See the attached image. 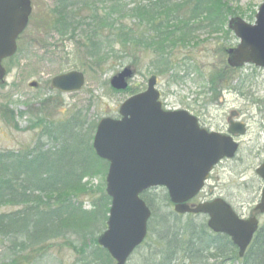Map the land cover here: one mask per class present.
<instances>
[{
    "label": "rangeland",
    "instance_id": "rangeland-1",
    "mask_svg": "<svg viewBox=\"0 0 264 264\" xmlns=\"http://www.w3.org/2000/svg\"><path fill=\"white\" fill-rule=\"evenodd\" d=\"M79 1L69 2L77 4ZM57 2L31 0L32 14L27 30L19 37L18 52L3 65L8 74L5 83L0 85V153L32 152L41 147L43 151L53 150L51 154L57 152L58 155L62 145L52 141V132L62 136L59 124L78 119L83 125L81 135L85 137V128H96L95 125L101 119H117L120 105L131 95L144 92L148 79L156 77L157 91L164 110L187 111L200 120L201 126L221 134L227 133L228 121L244 126L245 133L233 138L239 145L236 157L225 159L215 166L199 198L202 200L206 196L209 201L223 199L243 219L249 218L251 213L256 214L261 227L264 214L256 213L254 207L259 203L263 188L262 180L257 177L255 170L264 163V70L254 65H244L224 74L226 56L223 49L235 48L240 42L227 29L229 20L241 18L248 25L254 24L255 15L264 0H224L232 10L224 27L229 34L198 32L190 40L188 48L172 51V64L168 62L167 68L161 73H158L156 62L152 61L151 52L145 53L138 48L134 50L135 58H130L129 54L118 52L121 48L115 42L114 52H118L116 55L121 56V59L115 56L101 66L94 65L84 57L83 50L79 49L75 41L58 37L53 32L51 11ZM123 22L138 28L134 21L124 19ZM141 30L138 29L139 32ZM126 67L134 71V77L128 81L127 89L130 90L115 93L110 87V79ZM72 71L84 75L85 84L81 91L66 94L50 88L53 77ZM220 74L222 79L217 80ZM210 78L212 82L214 79L215 92L211 91ZM32 82L37 84L36 88L29 86ZM105 177L98 175L88 180L93 187L103 184L105 190ZM166 193L163 188H152L143 194V199L151 203H148L149 207L156 216L173 213ZM100 195L97 192L84 197L88 198L84 200L85 209L89 210L92 200L99 199ZM21 210L20 206H4L0 208V213ZM154 216L151 218L154 224L161 223L158 218L154 220ZM107 219L100 216L96 220V233L106 229ZM186 222L192 229L207 224L204 216L181 217L179 223L185 226ZM166 223L174 224L168 219ZM8 240L11 239L0 240V264H11V258L16 259L17 264H90V250L85 248L90 246L89 239L76 233L60 234L46 245L38 246L36 253L22 252L19 248L10 250ZM156 247L153 238L149 239L148 235L127 264H149L150 259L155 261L156 257L151 252ZM208 262L214 264L211 258ZM230 264L241 262L232 261Z\"/></svg>",
    "mask_w": 264,
    "mask_h": 264
},
{
    "label": "trees",
    "instance_id": "trees-1",
    "mask_svg": "<svg viewBox=\"0 0 264 264\" xmlns=\"http://www.w3.org/2000/svg\"><path fill=\"white\" fill-rule=\"evenodd\" d=\"M69 1L58 0L51 11L52 30L58 37L75 41L84 57L96 66L115 56L121 59L118 52L130 58H135L134 50L138 48L151 52L158 73L172 62V51L188 48L198 32L228 35L224 27L232 14L224 0H80L78 6ZM124 19L134 21L138 28L126 25ZM114 42L121 48L118 52H114ZM216 79L221 80L222 75ZM213 84L210 78L209 85L215 92ZM66 122L59 124L61 137L52 132V141L62 145L58 155L41 147L16 154L1 151L0 208L20 206L22 210L0 213V240L11 239L10 250L36 253L38 246L58 235L76 233L89 239L91 247L85 248L90 250V264H113L107 252L98 247L101 233L95 229L100 216L107 219L110 200L103 184L93 187L88 180L98 175L104 178L107 169L106 162L99 160L92 149L96 128H85L84 137L78 119ZM97 192L101 194L99 199L92 200L86 210L84 200L88 198L84 197ZM153 216L161 223H149V239L157 245L151 252L156 259H150L149 264H209L210 258L214 264H264V224L239 260L236 248L225 235H214L205 225L192 229L186 222L182 226L181 218L173 214ZM167 219L174 224H167ZM9 262L17 264L16 259Z\"/></svg>",
    "mask_w": 264,
    "mask_h": 264
},
{
    "label": "water",
    "instance_id": "water-1",
    "mask_svg": "<svg viewBox=\"0 0 264 264\" xmlns=\"http://www.w3.org/2000/svg\"><path fill=\"white\" fill-rule=\"evenodd\" d=\"M32 11L30 0H0V84L7 71L3 62L17 53L18 36L27 28ZM248 25L241 18L229 20L228 29L240 40L227 52L229 68L244 64L264 69V2ZM134 71L126 67L110 80V87L126 91ZM84 76L72 71L51 80L50 88L72 94L82 90ZM30 87L36 88L35 82ZM147 90L128 98L119 107L117 120L101 119L92 140L93 151L109 163L105 179L106 194L111 198L107 229L97 244L107 251L115 264H126L133 251L146 238L151 213L140 195L146 190L164 187L175 212L208 216L207 226L215 234L230 238L242 258L258 231L255 217L240 219L222 199L189 207L203 188L209 173L221 160L233 159L238 149L232 136L243 135L244 126L230 122L228 135L209 133L198 126L187 112H165L156 91V78L147 81ZM263 183L258 213H264V164L255 171Z\"/></svg>",
    "mask_w": 264,
    "mask_h": 264
},
{
    "label": "flooded vegetation",
    "instance_id": "flooded-vegetation-1",
    "mask_svg": "<svg viewBox=\"0 0 264 264\" xmlns=\"http://www.w3.org/2000/svg\"><path fill=\"white\" fill-rule=\"evenodd\" d=\"M199 124L201 125V123H200V120H199ZM203 194V192L201 193V194H199L194 200H191L190 202H189V205L190 206H194L195 204H199V203H202V202H206V201H208L207 200V198H206V196L202 199V200H200V196ZM172 209L174 208V206H170ZM253 215V213H251L249 216H252ZM186 216H190V215H186ZM180 217V216H179ZM183 217H185V216H183Z\"/></svg>",
    "mask_w": 264,
    "mask_h": 264
}]
</instances>
